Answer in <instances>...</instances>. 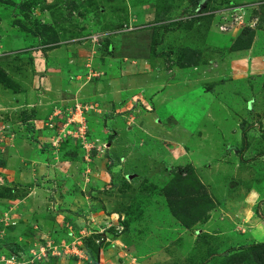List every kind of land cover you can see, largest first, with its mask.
I'll list each match as a JSON object with an SVG mask.
<instances>
[{
    "label": "rangeland",
    "instance_id": "rangeland-1",
    "mask_svg": "<svg viewBox=\"0 0 264 264\" xmlns=\"http://www.w3.org/2000/svg\"><path fill=\"white\" fill-rule=\"evenodd\" d=\"M83 43L101 82L68 116L32 66ZM0 71L20 89L0 86L2 256L264 264V0H0ZM189 169L212 208L185 230L163 189L181 176L187 193Z\"/></svg>",
    "mask_w": 264,
    "mask_h": 264
},
{
    "label": "crops",
    "instance_id": "crops-1",
    "mask_svg": "<svg viewBox=\"0 0 264 264\" xmlns=\"http://www.w3.org/2000/svg\"><path fill=\"white\" fill-rule=\"evenodd\" d=\"M85 44L83 43L82 45H78L77 47H69L64 51L53 49L46 53V61H44L43 57L39 56L38 58H35L38 59V65L35 64L37 63V61H35V66H32L35 67L39 72L38 77H36L40 80L39 84H41L42 81H45L46 94L53 95L56 98L57 102H59L60 104L62 103L61 108H56V111H62L64 109V111L69 114L68 116H72L71 107L73 106L72 104H74V101L80 100L82 97L81 94H86L87 92H89L87 85H95V83L100 84L101 82L99 81V79H97L96 81L94 80V78H98L99 76L101 77L98 66L100 64L99 59L98 57H95L97 51H95L94 45L89 46L87 45L89 43H87L85 47ZM42 71L45 76L40 78V74ZM59 84L64 85L63 87H60V91L57 90V88H59ZM101 95L102 94H98V92L93 93V97L95 98V100H99ZM63 96H66L67 98L64 99L62 98ZM76 107L81 109L78 104H76ZM89 107L90 110L95 109L96 112H101L97 102H95V106ZM83 109L87 110V108ZM37 111L41 112L40 109H38ZM34 112L22 113L23 124H27L29 122H31L32 124L41 123V121H39L38 119V116ZM74 112L78 113L76 110H74ZM53 116H56V114L53 113ZM66 121L69 123L70 119L66 118ZM109 122H111V120L108 119L106 121V124L108 125Z\"/></svg>",
    "mask_w": 264,
    "mask_h": 264
},
{
    "label": "trees",
    "instance_id": "trees-1",
    "mask_svg": "<svg viewBox=\"0 0 264 264\" xmlns=\"http://www.w3.org/2000/svg\"><path fill=\"white\" fill-rule=\"evenodd\" d=\"M254 34V31L247 30L245 34L239 35L230 47V52L248 51L253 43ZM0 86L3 90L11 91L13 94L20 91L18 85L7 79L2 71H0ZM184 180L185 178L177 176L163 189V194L172 217L185 230H190L197 223L205 220L207 214L211 211L212 205L193 169H189V174L186 177L190 187L187 189V193L183 194L180 191L184 190L182 187ZM90 242L91 240H89L88 245ZM250 250L253 254L258 255L260 252H264V245H254Z\"/></svg>",
    "mask_w": 264,
    "mask_h": 264
},
{
    "label": "built area",
    "instance_id": "built-area-1",
    "mask_svg": "<svg viewBox=\"0 0 264 264\" xmlns=\"http://www.w3.org/2000/svg\"><path fill=\"white\" fill-rule=\"evenodd\" d=\"M75 110L77 112H79V108L78 107H75ZM85 110V109H83ZM80 116L82 115V111H80ZM82 130L83 131V128L82 129H79V131ZM0 264H17L16 261H15V258H5L4 256H2L0 254Z\"/></svg>",
    "mask_w": 264,
    "mask_h": 264
}]
</instances>
